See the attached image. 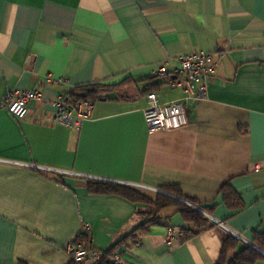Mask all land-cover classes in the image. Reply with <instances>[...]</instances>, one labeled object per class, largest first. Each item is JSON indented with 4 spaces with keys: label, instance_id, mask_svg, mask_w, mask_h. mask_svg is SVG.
<instances>
[{
    "label": "crops",
    "instance_id": "crops-1",
    "mask_svg": "<svg viewBox=\"0 0 264 264\" xmlns=\"http://www.w3.org/2000/svg\"><path fill=\"white\" fill-rule=\"evenodd\" d=\"M202 51L218 66L207 95L189 101V123L150 131L149 93L160 104L186 96L154 71ZM90 85L118 98L96 101L79 130L55 123L56 97ZM29 90L41 99L17 121L2 100ZM89 179L152 200L178 186L209 209L212 223L189 238L192 225L163 211L166 225L118 248L123 264H218L222 234L264 256L253 244L264 233V0H0V264H70L67 245L86 226L106 251L144 222L142 204L90 194ZM226 184L240 207L224 200Z\"/></svg>",
    "mask_w": 264,
    "mask_h": 264
},
{
    "label": "built area",
    "instance_id": "built-area-1",
    "mask_svg": "<svg viewBox=\"0 0 264 264\" xmlns=\"http://www.w3.org/2000/svg\"><path fill=\"white\" fill-rule=\"evenodd\" d=\"M179 67L175 70H169L167 66H160L154 74L157 76H176V84L182 87L186 96L183 99L160 104L157 100L156 93H149L147 98L149 106L144 110V118L146 125L150 131L165 130L172 131L185 127L189 123L188 103L204 98L207 95L206 84L208 79L216 72L218 61L214 55L208 52H195L178 58ZM53 82V78L49 77L47 83ZM201 83V88L196 89V84ZM41 99L38 90L16 91L8 94L2 100V106L17 121L25 120L29 115L30 103ZM55 114L54 122L69 129L79 130L84 121L90 119L93 112V104L89 101L74 102L70 93H62L58 95L54 101ZM259 170V169H256ZM146 189V187H140ZM154 192L160 193L161 190L152 189ZM201 212H205L200 209ZM223 226V225H222ZM90 227H85V232L90 234ZM239 238V236L234 235ZM175 239V232L172 228L167 229V240ZM247 243V242H246ZM67 251L71 258L76 262L85 260H98L103 251L95 248H85L81 244L74 241L67 245ZM112 261L120 263L121 257L115 253Z\"/></svg>",
    "mask_w": 264,
    "mask_h": 264
},
{
    "label": "trees",
    "instance_id": "trees-1",
    "mask_svg": "<svg viewBox=\"0 0 264 264\" xmlns=\"http://www.w3.org/2000/svg\"><path fill=\"white\" fill-rule=\"evenodd\" d=\"M162 77V76H158ZM169 78L170 76L162 77ZM168 79V80H169ZM159 83L157 85H160ZM117 88L103 85H90L80 87L70 92L75 103L81 101H89L94 104L101 100L106 94L117 92ZM85 186L90 194L94 195H117L121 196L134 204H142L143 207L137 211L138 218L144 221L136 230L123 238L118 244L109 250L103 251L101 257L96 260H90V264H123L114 263L112 258L118 248L122 245L130 243H137L141 236L148 232L149 228L154 225H166L169 217L162 215L163 211L167 209H175L180 213L185 222L192 225V227L185 228L182 233L186 238L192 237L212 222L201 212L198 208L209 213V209L204 208L195 200L185 197L182 190L178 186H164L160 193L157 194L155 200L139 193L135 189L128 186L116 184L109 181L86 180ZM222 193L226 203L230 205L241 206L240 197L228 184L222 187ZM188 203H186V202ZM190 204V205H189ZM222 253L218 264H256L264 256L253 247L246 243L237 240L234 236L229 234H222ZM76 244H81L83 247L93 248L91 235L85 231L80 232L73 240ZM260 251L264 252V233H257L253 243ZM234 253L233 256L231 254ZM70 264H82V262L71 261Z\"/></svg>",
    "mask_w": 264,
    "mask_h": 264
},
{
    "label": "water",
    "instance_id": "water-1",
    "mask_svg": "<svg viewBox=\"0 0 264 264\" xmlns=\"http://www.w3.org/2000/svg\"><path fill=\"white\" fill-rule=\"evenodd\" d=\"M117 98H118V95H117L115 92H111V93L106 94V95L101 99V101L114 100V99H117ZM199 210H200V209H199ZM249 246H252V245L249 244Z\"/></svg>",
    "mask_w": 264,
    "mask_h": 264
}]
</instances>
